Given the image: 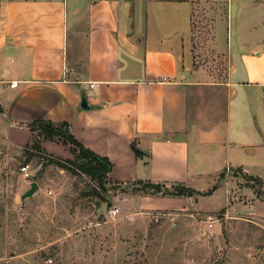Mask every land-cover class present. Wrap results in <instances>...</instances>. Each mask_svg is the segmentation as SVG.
Masks as SVG:
<instances>
[{"label": "crops", "instance_id": "1", "mask_svg": "<svg viewBox=\"0 0 264 264\" xmlns=\"http://www.w3.org/2000/svg\"><path fill=\"white\" fill-rule=\"evenodd\" d=\"M201 1L0 0L1 141L29 144L21 124L66 121L83 146L108 158L117 189L141 180L204 193L230 183L218 174L234 168L264 190V129L253 110L264 122V45L240 52L224 80L191 68V10ZM223 1L228 9L235 2ZM261 4L254 0L264 16ZM55 141L42 146L55 152ZM245 181L226 214L235 207L264 220V201ZM212 193L114 198L124 216L155 217L197 208L196 195Z\"/></svg>", "mask_w": 264, "mask_h": 264}, {"label": "rangeland", "instance_id": "2", "mask_svg": "<svg viewBox=\"0 0 264 264\" xmlns=\"http://www.w3.org/2000/svg\"><path fill=\"white\" fill-rule=\"evenodd\" d=\"M262 12L254 0H235L229 9L223 0L197 2L191 10V68L205 70L215 81L226 79L240 52L264 45ZM1 139L0 264H41L48 258L50 264H264V220L240 217L235 207L231 217L226 214L227 198L236 202L237 188L246 180L237 169L219 172L230 183L210 196L196 195L197 208L124 216L114 194L131 185L117 189L106 182L108 189L100 190L87 175L50 163L46 155L26 161L27 144ZM55 140L59 149L46 152L73 158L70 146ZM32 181L36 191L21 199ZM214 183L199 186L207 190ZM111 208L117 211L110 213Z\"/></svg>", "mask_w": 264, "mask_h": 264}, {"label": "trees", "instance_id": "3", "mask_svg": "<svg viewBox=\"0 0 264 264\" xmlns=\"http://www.w3.org/2000/svg\"><path fill=\"white\" fill-rule=\"evenodd\" d=\"M0 112H2L1 106ZM21 125L33 134L31 142L27 144L24 149L26 161L30 160L34 156L46 155L45 159L48 162L54 163L61 168L72 171L73 173H83L91 180L96 182V188H99L103 191L108 189L105 186V183L108 182L107 174L112 168L111 162L107 157L100 156L87 147L83 146L70 132L68 122L52 121L49 119H35ZM55 139H61L63 143L70 145V151L73 154V158L60 159L46 152L42 146V142L53 141ZM133 149L135 156H141L143 154L138 149L134 147ZM243 177H246L245 185H251L254 188L256 196L264 201V191L261 190V180L258 177L252 175L243 174ZM127 185L132 186L131 191H142L146 194L175 196H191L195 193L210 194L218 186L215 184L208 191L201 193L185 186L182 183H173L167 186L164 183L137 180ZM114 188H116V186Z\"/></svg>", "mask_w": 264, "mask_h": 264}, {"label": "water", "instance_id": "4", "mask_svg": "<svg viewBox=\"0 0 264 264\" xmlns=\"http://www.w3.org/2000/svg\"><path fill=\"white\" fill-rule=\"evenodd\" d=\"M84 104V103H82ZM38 185L37 182L32 181L30 184V188L27 189L22 195H21V199L27 198L29 196H31L37 189Z\"/></svg>", "mask_w": 264, "mask_h": 264}, {"label": "built area", "instance_id": "5", "mask_svg": "<svg viewBox=\"0 0 264 264\" xmlns=\"http://www.w3.org/2000/svg\"><path fill=\"white\" fill-rule=\"evenodd\" d=\"M21 169L23 171H25L24 173H25V175H27V173H26L27 166L24 165V166L21 167ZM116 211H117V209H112V208L109 210L110 213H115ZM51 261H52V259L48 258V259H45L41 264H50Z\"/></svg>", "mask_w": 264, "mask_h": 264}]
</instances>
